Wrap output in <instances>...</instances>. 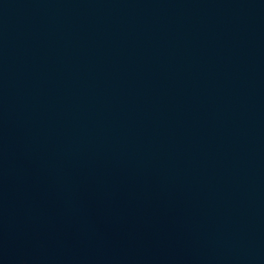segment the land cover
Returning a JSON list of instances; mask_svg holds the SVG:
<instances>
[{"label": "water", "instance_id": "water-1", "mask_svg": "<svg viewBox=\"0 0 264 264\" xmlns=\"http://www.w3.org/2000/svg\"><path fill=\"white\" fill-rule=\"evenodd\" d=\"M0 264H264V0H0Z\"/></svg>", "mask_w": 264, "mask_h": 264}]
</instances>
